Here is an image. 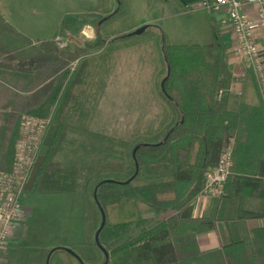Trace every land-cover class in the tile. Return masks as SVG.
Segmentation results:
<instances>
[{
    "label": "trees",
    "instance_id": "1",
    "mask_svg": "<svg viewBox=\"0 0 264 264\" xmlns=\"http://www.w3.org/2000/svg\"><path fill=\"white\" fill-rule=\"evenodd\" d=\"M125 14L123 10L104 17L101 24ZM85 47L60 50L54 39L32 43L0 9V71L8 72L0 77L9 87L6 122L0 125V172L11 169L22 117H49L24 192L71 190L55 177L62 170L55 158L75 110L74 90L87 80ZM163 60L165 71L156 73L163 74L158 98L168 109L169 123L133 135L122 155L123 168L105 167L97 181L85 177L82 191L91 193L104 214L101 233L109 239L122 236L140 220L139 200L154 214L176 213L113 247L105 264H264V226L246 227L248 219L264 217L263 206L255 211L243 205L247 192L264 195L260 179H264V109L254 77L248 73L237 107L230 111L215 99L229 82L219 39L211 45H166ZM230 137L234 138L232 183L228 180L224 197L208 217L192 218L203 173L215 165ZM216 222L225 224L224 242L218 249L201 252L196 237L214 230Z\"/></svg>",
    "mask_w": 264,
    "mask_h": 264
},
{
    "label": "rangeland",
    "instance_id": "2",
    "mask_svg": "<svg viewBox=\"0 0 264 264\" xmlns=\"http://www.w3.org/2000/svg\"><path fill=\"white\" fill-rule=\"evenodd\" d=\"M129 2L126 5L122 0L114 13L107 12L105 17L126 10L125 16L108 24L103 33L120 34L141 18L153 24H146L140 35L122 33L107 41L99 38L81 44L89 57L88 76L74 90L75 110L68 118L63 149L55 158L62 169L55 177L71 190L23 193L29 213L8 242L0 264H45L52 248L57 250L48 264H80L61 249L64 247L71 248L84 264H101L105 259L94 242L101 215L91 193L82 191L85 177L97 181L105 167L123 168L122 155L133 135L156 131L169 123L158 98L163 74L156 75L166 69L163 48L168 43L191 45L209 40L194 27L193 15L197 13L190 8L185 14L171 9V18L165 20L163 0ZM73 47L69 42V49ZM138 202L141 218L122 236L109 239L99 233V242L108 252L164 219L163 213L154 214L144 202Z\"/></svg>",
    "mask_w": 264,
    "mask_h": 264
},
{
    "label": "crops",
    "instance_id": "3",
    "mask_svg": "<svg viewBox=\"0 0 264 264\" xmlns=\"http://www.w3.org/2000/svg\"><path fill=\"white\" fill-rule=\"evenodd\" d=\"M163 1L165 3L163 8H165L167 12L166 15L163 16L165 20L171 18L168 14L171 9L185 14L188 12V8H190L194 10L193 13H197L193 15L192 22L195 25L194 27L198 30L201 29L209 39L203 45L214 44L216 39H219L220 43L225 48V61L227 64V77L229 81L227 87H229L231 83L233 88L231 91L226 92L221 103L224 104L228 110H234L242 96V94H236L235 90L241 89L243 93L245 81L240 82L239 80H235V74L242 69L240 63L241 59L231 30L228 27L222 26L219 22V18L223 14L214 15L201 9L194 8L200 0ZM127 2L130 3L129 0H125L126 5ZM121 4L122 0H0V9L3 11L5 20L17 31L29 38L32 43L52 40L56 34L60 33L65 39H68V43L70 42L71 45H74L72 49H69V47L66 49L72 51L77 47H83L81 44L85 41H98L99 38L102 39L101 41H107L114 38L115 35L132 33L142 25L153 24L151 20L141 18L134 27L122 30L120 34L107 36L106 33L103 32L110 24L108 26H103L101 24V19L105 17L108 11H116ZM156 26L162 28L161 25ZM96 27L98 29L97 32ZM83 32H86L87 35L84 36ZM258 42L264 65V42L261 39H259ZM167 45L177 44L168 43ZM0 75L6 77L8 72L1 70ZM8 89L9 87L0 77V125L6 122V115L4 116L3 114L8 112ZM161 106L163 108L162 111L166 114L165 118H167L169 115L168 109L164 104ZM233 177L234 173H232L231 177L228 179L229 183H232ZM260 179L262 181L264 180L263 178ZM243 199L245 209L257 211L263 206L264 211V195L260 196L257 190L247 192ZM221 200L222 199L200 200V202L196 204L192 202V218L198 219L206 216L208 217L211 214L215 202ZM137 206L140 212L139 202H137ZM175 213V210L164 212V219ZM139 218H141V215ZM262 226H264V217L248 219L246 221L248 230H253ZM225 235V224L216 222L214 230H209L197 235L196 239L199 250L201 252H208L220 248L224 242Z\"/></svg>",
    "mask_w": 264,
    "mask_h": 264
},
{
    "label": "built area",
    "instance_id": "4",
    "mask_svg": "<svg viewBox=\"0 0 264 264\" xmlns=\"http://www.w3.org/2000/svg\"><path fill=\"white\" fill-rule=\"evenodd\" d=\"M210 14L220 15L219 22L228 27L240 55L242 69L235 74V80L244 82L250 72L255 80L264 109V65L258 40L264 42V0H200L195 7ZM87 35L86 32H83ZM60 50L69 47L67 39L60 33L54 37ZM233 88H221L215 99L222 102L226 92ZM241 95L242 90L236 89ZM49 118L24 115L20 121L19 134L15 142L11 169L0 172V259L16 229L28 216L29 210L22 201L24 184L39 150L42 135ZM234 138L223 145L214 166L206 169L202 176V189L196 195L194 204L200 200L222 199L225 185L232 175Z\"/></svg>",
    "mask_w": 264,
    "mask_h": 264
},
{
    "label": "water",
    "instance_id": "5",
    "mask_svg": "<svg viewBox=\"0 0 264 264\" xmlns=\"http://www.w3.org/2000/svg\"><path fill=\"white\" fill-rule=\"evenodd\" d=\"M146 26L147 25H142L140 26L139 28H137L136 30H134L132 32L133 35H140L141 33L144 32V30L146 29ZM138 146H136L133 151H132V155H133V158L135 157V151L137 149ZM137 167V165H136ZM109 181H114V180H109ZM94 198H95V193H94ZM105 224V216L104 214L101 212V224L100 226L98 227L97 231L95 232V235H94V242L95 244L97 245V247L102 251L103 255H104V258H105V261L103 264H105L109 258V252L101 245V243L99 242V233L101 232L103 226ZM63 249L64 251L68 252L69 254H71L73 257H75L79 262L80 264H84L79 256L71 249V248H67V247H64V248H61ZM57 250V248H52L49 250L47 256H46V260H45V264H48V261H49V258H50V255L55 251Z\"/></svg>",
    "mask_w": 264,
    "mask_h": 264
},
{
    "label": "bare ground",
    "instance_id": "6",
    "mask_svg": "<svg viewBox=\"0 0 264 264\" xmlns=\"http://www.w3.org/2000/svg\"><path fill=\"white\" fill-rule=\"evenodd\" d=\"M49 118V117H48Z\"/></svg>",
    "mask_w": 264,
    "mask_h": 264
}]
</instances>
